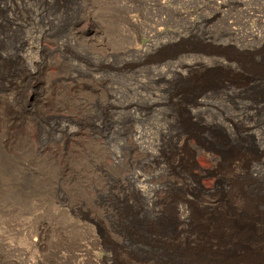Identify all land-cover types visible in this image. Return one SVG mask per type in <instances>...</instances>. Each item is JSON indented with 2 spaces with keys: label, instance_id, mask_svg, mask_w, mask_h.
<instances>
[{
  "label": "rangeland",
  "instance_id": "rangeland-1",
  "mask_svg": "<svg viewBox=\"0 0 264 264\" xmlns=\"http://www.w3.org/2000/svg\"><path fill=\"white\" fill-rule=\"evenodd\" d=\"M2 1L8 9L1 8ZM0 11L17 20L34 47L39 30L48 29L63 43L77 28L75 47L64 50L72 73L96 79L102 90L113 89L110 94L121 101L131 98L141 106L136 121L121 122L110 132L108 112L93 102L82 110L77 105L70 122L43 118L38 107L27 104V93L6 102L40 134L20 137L8 149L4 131L9 130L0 125V264H234L225 256L237 254L239 242L202 237V228L192 222L179 226L171 209L145 207L135 193L120 189L115 177L132 169L125 125L153 130V124L163 125L142 110L152 93L184 99L193 112L192 98L208 85L215 90L208 95L224 97L222 85L211 86L220 77L229 87L240 84L247 90L242 95L264 93V0H0ZM16 37L0 49L11 50ZM60 53L54 56L59 61ZM26 56L36 58L32 50ZM8 66L0 60V78ZM207 115L203 119L210 121ZM70 128L79 135L76 140H67ZM153 130L150 138L159 140Z\"/></svg>",
  "mask_w": 264,
  "mask_h": 264
},
{
  "label": "bare ground",
  "instance_id": "bare-ground-1",
  "mask_svg": "<svg viewBox=\"0 0 264 264\" xmlns=\"http://www.w3.org/2000/svg\"><path fill=\"white\" fill-rule=\"evenodd\" d=\"M1 8L8 9L9 3L2 1ZM16 21L12 16H0V45L18 33L17 45L8 51L0 49V60L9 62V70L0 78V104L5 103L0 106V125L8 127L9 131H4L8 149L20 137L27 138L31 132L40 134L37 126L30 127V119H25L22 112L10 106L7 108L6 102L21 99L26 93L27 104L34 109L38 107L42 117L52 116L57 121H72L79 110L89 107L92 102L108 112L110 132H114L121 122L130 123L131 120L132 124V120L136 121L135 112L141 106L134 99L121 101L118 95L110 94L113 89L102 90L96 79L88 80L72 73L73 66L66 63L64 50L75 45L73 43L80 36L77 28L71 30V38L63 43L52 39L48 29L39 30L38 43L34 47ZM28 50L34 51L36 58H27ZM56 52L64 53L63 60L54 58ZM69 66L68 72L63 71ZM220 78L211 86L222 85L224 97H217L216 93L208 95L207 92H215L209 91L212 89L209 85L202 88L192 98L191 104L197 108L196 112L187 108L189 102L186 104L184 99L176 101L173 95L161 97L152 93L150 98H145L142 108L147 112L145 118L163 123L153 124L160 138H150L153 129L149 126L125 125L123 130L128 133V139L124 145L132 169L122 172L120 179L119 174L116 175L115 180L120 189L132 191L141 198L145 207L171 209L179 226L192 222L202 228L199 230L202 237L210 235L216 242L221 238L227 243L230 240L239 242L237 254L228 253L225 260H234V264H264V93L242 95L247 90L239 87L240 84L231 83L229 87V82L225 85ZM159 91L162 95L166 92L163 87ZM211 98L217 101H211ZM77 105H80L79 110ZM205 115L211 117L210 121L204 120ZM194 119L199 123H194ZM92 126L94 128V124ZM15 128L19 129L18 133L14 132ZM65 134L67 140L79 136L71 128ZM117 160L119 156L116 155ZM114 164L112 161L110 166ZM108 172L106 170L104 176L110 177Z\"/></svg>",
  "mask_w": 264,
  "mask_h": 264
}]
</instances>
